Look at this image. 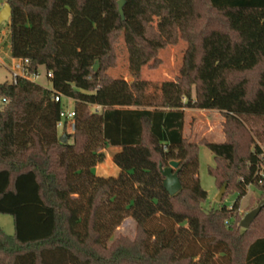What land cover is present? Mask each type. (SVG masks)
Returning a JSON list of instances; mask_svg holds the SVG:
<instances>
[{"label":"trees","instance_id":"trees-1","mask_svg":"<svg viewBox=\"0 0 264 264\" xmlns=\"http://www.w3.org/2000/svg\"><path fill=\"white\" fill-rule=\"evenodd\" d=\"M118 1L5 0L10 54L52 78L50 88L25 78L0 82V213L12 215L14 230L0 228V264H209L215 256L264 264V207L248 229L235 226L246 186L264 190L263 153L240 118L264 117V0H190V17L168 37L136 9L137 0H125L124 17ZM139 1L169 14L166 0ZM123 31L149 68L161 64V49L185 42L178 73L158 93L133 95L110 73ZM231 71L239 76L227 78ZM57 92L75 110L67 143L58 139ZM197 107L221 110L223 141L183 136L184 109ZM198 143L215 156L209 172L218 188L226 184L222 198L237 192L230 209L202 207ZM111 145L122 148L114 155L119 175L97 176L93 167ZM170 160L180 161L173 195L159 170ZM130 216L136 237L106 245Z\"/></svg>","mask_w":264,"mask_h":264},{"label":"rangeland","instance_id":"rangeland-1","mask_svg":"<svg viewBox=\"0 0 264 264\" xmlns=\"http://www.w3.org/2000/svg\"><path fill=\"white\" fill-rule=\"evenodd\" d=\"M0 0V5H1ZM169 4L170 11L167 15H157L156 13L145 9L141 6L139 0L136 3V9L140 12H145L146 19L154 26V28L162 34L163 37L171 35L172 31H178L183 25L186 19L190 17L188 4L190 0H166ZM3 7V6H2ZM2 9V8H1ZM0 9V11H1ZM7 21H3L0 24V82L5 80L10 81L11 76L8 72L6 65H8L13 59L9 52L10 37ZM217 27V26H213ZM212 27V28H213ZM185 42L179 40L175 46H168L161 49L160 58L161 64L157 68H149L148 64L151 60L147 57H140L135 51L134 44L129 34L126 31L122 32L121 37L115 43V51L117 52V64L110 70V73L115 79L123 82L124 85L131 87L133 95L156 94L159 92L161 83L165 79L173 78L179 71V65L182 58V52ZM41 76L37 80V83L50 88V80L45 76V70L40 69ZM227 78L239 76L236 71L226 74ZM241 76V74H240ZM255 75H249V78L253 79ZM197 85L192 88V99L196 98L197 93L200 91L199 81ZM146 86L145 88H143ZM142 88L144 90H142ZM72 106V105H71ZM128 105L120 106L126 108ZM185 114V112H184ZM245 127L252 131L254 136V144L264 146V117L261 116H240ZM186 127L184 129L183 136L188 140L198 142L201 139L209 141H216L225 139L224 126L226 119H224L223 113L218 108H194L187 110V116L185 117ZM63 129L58 127V134L60 135ZM66 133H69L65 131ZM198 155V178L199 183L203 189L207 191V198L202 202V207L205 210L217 209L219 206H226L230 209L237 198V192H227V194L217 201V195L220 191L218 188L216 179L209 172V168L216 166L215 156L209 151L204 143H198L197 146ZM168 165V164H167ZM264 166V164H261ZM263 168H261L262 170ZM241 179V178H240ZM246 193L238 200L237 208V221L235 226L239 232H243L244 229L238 224L242 217L249 211L253 210L256 205L264 200V190L257 188L253 184L246 186ZM131 217V216H130ZM127 218V217H126ZM152 226H159L158 222L151 223ZM162 226V223H161ZM0 228L4 230L6 234H13V217L11 214L0 213ZM135 220L126 219L123 220L117 228L113 231L111 237L106 242V245L110 246L113 241L119 238H126L133 240L136 237ZM250 235V233L248 232ZM258 234L251 235L249 240L254 239ZM197 250L199 246L196 244ZM209 264H226V259L221 256H215L211 259Z\"/></svg>","mask_w":264,"mask_h":264},{"label":"water","instance_id":"water-1","mask_svg":"<svg viewBox=\"0 0 264 264\" xmlns=\"http://www.w3.org/2000/svg\"><path fill=\"white\" fill-rule=\"evenodd\" d=\"M125 0H119L118 1V12L119 14L123 16L122 13V9L124 6ZM11 14V6L8 2H5L1 11H0V24L3 21H9V17ZM98 67V61H95L94 65H93V69L96 70ZM69 138L68 133H61L58 137L59 141L63 142V143H67ZM179 165H180V161L177 160H170L168 162V165L164 166L160 163L159 164V170L160 173H162L164 180H163V188L164 190H166L170 195H173L175 193H177L180 188H181V182H180V178H179ZM226 184L224 183L219 189V193L217 195L216 200L220 201L222 196L224 195L225 191H226ZM264 207V200L260 201L255 208H253V210L247 212L242 219L239 221V225L243 228V229H248L250 227V225L252 224L251 222L253 221V219L257 216V214L260 212V210Z\"/></svg>","mask_w":264,"mask_h":264},{"label":"built area","instance_id":"built-area-1","mask_svg":"<svg viewBox=\"0 0 264 264\" xmlns=\"http://www.w3.org/2000/svg\"><path fill=\"white\" fill-rule=\"evenodd\" d=\"M28 58H13V62L8 70L11 76V82L16 83L19 78H25L30 81L37 82L39 77L41 76V72H30L28 71ZM45 76L50 80L52 78V73L50 71H45ZM54 102H59L61 106V110L59 113V120L57 121V128L60 127L63 130L73 133L75 130V110L73 106V100L69 97H65L61 93H55L52 96ZM5 101V100H4ZM3 101V102H4ZM72 105V106H71ZM262 150V157H264V146H260ZM261 168H263L261 170ZM260 175L264 176V166H260Z\"/></svg>","mask_w":264,"mask_h":264},{"label":"crops","instance_id":"crops-1","mask_svg":"<svg viewBox=\"0 0 264 264\" xmlns=\"http://www.w3.org/2000/svg\"><path fill=\"white\" fill-rule=\"evenodd\" d=\"M4 3H5V0H2L1 1V5H0V9L4 5ZM8 37H9V34H8ZM9 52H10V43H9ZM12 62H13V59L11 60V62L8 65H6L7 70H9ZM91 108L93 110H97V111H101V109H102V107L100 105H96V104H93L91 106ZM188 109H190V108H185L184 109L185 114H184V119H183L184 120L183 132H184V129H185L186 123H187L186 120H185V117L187 116V110ZM191 109H194V108H191ZM62 131L64 132V130H62ZM223 140L224 139H220V140H216V141L221 142ZM67 141L71 142V139H69ZM121 149L122 148L119 147V146H112V145L111 146H107L106 148H104L103 152H104L105 159H104V161L98 162L97 164L94 165V167H93L94 174L97 175V176L106 177V178L112 177V176L117 177L119 175L120 168L114 161V155L116 153L120 152ZM126 219H132V221H134V219L132 217H127L124 220H126Z\"/></svg>","mask_w":264,"mask_h":264}]
</instances>
